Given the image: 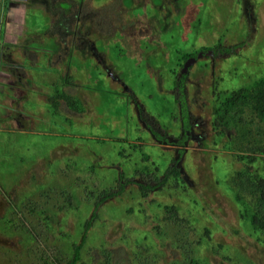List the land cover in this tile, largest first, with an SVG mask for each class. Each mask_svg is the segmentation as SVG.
I'll list each match as a JSON object with an SVG mask.
<instances>
[{
	"label": "rangeland",
	"instance_id": "1",
	"mask_svg": "<svg viewBox=\"0 0 264 264\" xmlns=\"http://www.w3.org/2000/svg\"><path fill=\"white\" fill-rule=\"evenodd\" d=\"M263 80L264 0H0V264H264Z\"/></svg>",
	"mask_w": 264,
	"mask_h": 264
},
{
	"label": "trees",
	"instance_id": "2",
	"mask_svg": "<svg viewBox=\"0 0 264 264\" xmlns=\"http://www.w3.org/2000/svg\"><path fill=\"white\" fill-rule=\"evenodd\" d=\"M262 83L255 85L249 91L246 90H237L228 94V98L223 102L224 113L225 111L228 114L231 112L234 115H237L242 112L243 108H246L259 120L264 121V80ZM231 114V115H232ZM227 122V123H226ZM231 119H227L224 123L227 125L231 123ZM248 151L249 154L257 157L258 162L262 166V173L260 176H251L247 182V191L251 199L254 200L256 204L255 214L250 217L251 223L256 226H259L264 230V143H261L256 146H251ZM168 174V172H166ZM77 251L78 247L74 248V255L72 260L68 264H74L77 260ZM177 264H187L183 260H179ZM189 264H198L195 259L191 260Z\"/></svg>",
	"mask_w": 264,
	"mask_h": 264
}]
</instances>
